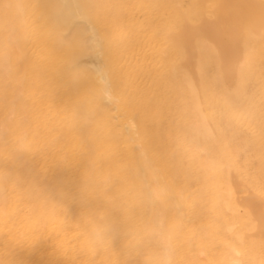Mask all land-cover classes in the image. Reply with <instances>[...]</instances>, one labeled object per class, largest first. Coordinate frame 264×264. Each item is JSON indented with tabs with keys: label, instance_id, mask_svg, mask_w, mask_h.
<instances>
[{
	"label": "clouds",
	"instance_id": "clouds-1",
	"mask_svg": "<svg viewBox=\"0 0 264 264\" xmlns=\"http://www.w3.org/2000/svg\"><path fill=\"white\" fill-rule=\"evenodd\" d=\"M155 2L76 0L95 34L84 52L78 33L54 11L41 12L38 0H0V264H32L37 255L47 264H188L187 235L196 228L207 238L211 181H176L195 172L211 177L224 161L209 153L190 159L183 129L153 145L158 120L138 114L135 38L122 25L133 5ZM149 34L151 58L163 69L181 33L156 26ZM86 56L108 82L103 93ZM57 172L75 173V182H54ZM162 207L171 209L162 233L165 261L148 243L161 232ZM247 246L246 264H264V236Z\"/></svg>",
	"mask_w": 264,
	"mask_h": 264
},
{
	"label": "bare ground",
	"instance_id": "bare-ground-1",
	"mask_svg": "<svg viewBox=\"0 0 264 264\" xmlns=\"http://www.w3.org/2000/svg\"><path fill=\"white\" fill-rule=\"evenodd\" d=\"M76 0H38L39 10L62 17L84 52L95 44V34L75 6ZM135 38L131 57L132 86L145 111L158 120L152 143L183 129L190 159L209 153L220 163L211 177L199 172L181 175L178 184L194 187L210 180L215 194L214 221L207 238L196 228L187 235L185 260L204 264H246L247 244L264 236V0H157L150 6L133 5L122 25ZM166 26L181 33V44L161 69L150 55L149 28ZM97 71L101 93L108 82L99 75L98 61L85 57ZM4 112H0L3 116ZM135 127V124L133 125ZM145 166H149L147 155ZM171 175V173H169ZM54 182L70 186L75 173L57 172ZM169 207L160 213L161 232L148 241L162 261L169 258L163 229ZM202 217H194L198 225ZM32 264H47L37 255Z\"/></svg>",
	"mask_w": 264,
	"mask_h": 264
}]
</instances>
